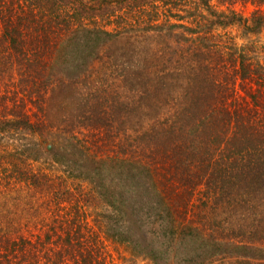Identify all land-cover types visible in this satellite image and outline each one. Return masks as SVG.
Instances as JSON below:
<instances>
[{"label": "trees", "instance_id": "1", "mask_svg": "<svg viewBox=\"0 0 264 264\" xmlns=\"http://www.w3.org/2000/svg\"><path fill=\"white\" fill-rule=\"evenodd\" d=\"M124 1H119L120 8ZM156 1L130 0L127 6L152 13L144 7ZM189 1L157 2L172 11ZM190 2L186 10L194 16L192 20L184 22L185 15H179L182 23L168 20L167 25L156 26L164 36H176L181 44L182 41L187 44L180 51L184 67L178 79L182 80L179 87L183 89L172 96L156 95L150 86L156 82V91L159 84L166 88L167 76L154 80L148 75L150 69L142 66L141 77V73H134L140 67L134 63L126 72L124 69L126 81L131 80L144 89L147 96L141 100L148 109L156 110L157 116L154 114V123L150 125L151 119H145V115L152 114L139 106V117L131 127L137 136L135 141H120L116 154L102 157L90 153L87 144L76 138L77 125L69 116L65 115L69 133L62 140L54 138L48 107L64 91L82 114L85 127L100 130L106 125L110 135L114 129L121 130V122L117 127L114 120L110 122L117 111L112 106L110 111L92 106L99 100L98 93L84 95L80 85L83 74L102 57L104 46H108L107 56L112 52L115 58L114 49L134 44L129 43L130 35L99 24L96 16L103 19L115 12L112 0H0V134H9L12 139L16 135L26 138L24 145L2 140L0 144V264H102L100 255L95 253L100 251V246L97 237L91 235L93 224L87 217L83 218L87 212L85 206L99 204L111 208L116 217L108 226L112 236L132 244V250L157 264L163 252L183 255L181 252L194 250H198L200 264L224 254L234 255L236 261L243 262L242 258L250 259L255 253L257 243H264V225L254 213L255 209H264V125L258 123L262 128L255 130L258 135L245 132L235 137L237 126L251 130L245 123L250 117L247 120L239 109L230 111L225 91L228 87L232 96L238 78L248 80L253 76L262 79L261 90L264 64H256L258 60L255 61L253 54L257 51L256 45H237L229 35L234 42L228 50L233 63L230 67L235 69L232 77L230 69L224 71L227 64L220 63L224 62L225 51L214 47V42L211 44V36L219 37L214 34L219 27L237 24L247 35L261 32L264 10L256 8L245 17L234 9L217 11L211 0ZM257 2L264 4V0ZM180 24L181 31L171 30ZM165 53L161 54L165 57ZM163 56L156 63L159 70L167 69ZM219 71L223 73L221 78ZM181 95L183 103L179 101ZM252 96L257 102V93ZM113 100L115 104L117 98ZM117 103L121 109L127 105ZM169 103L173 109H168ZM164 113H173L172 118L162 119ZM123 130L127 132L129 127L126 125ZM232 132L234 135L230 137ZM66 137L68 143H65ZM49 142L51 150L45 148ZM215 149L220 156L213 152ZM39 154L50 160L54 171L33 168L30 161L38 160ZM253 154L256 156L252 157ZM72 161L81 165H74L73 170ZM58 163L63 166L62 170L58 169L62 173L57 171ZM113 170H118L116 175H109ZM84 182L91 186L95 197L90 195V189L83 187ZM202 184L206 187L205 203H211L209 207L215 211L212 213L221 209L229 214L225 219L241 220L225 222L224 226L215 225L214 221L207 233L203 232L206 224L202 228L186 227L181 241H175L174 234L182 224L178 217L185 214L188 202ZM28 189L58 190L56 208L50 197L42 219L19 217L13 210L22 209L19 207L23 200L21 194H26ZM183 190L185 194H180ZM257 198L261 205H251L247 215L248 206ZM36 207L32 206L31 212ZM65 208L68 209L61 213ZM24 210L27 213V207ZM162 214L165 220L158 223L156 237H162V241L168 239L170 243L156 247L149 242L151 237L146 232L138 231L143 225L149 227L150 220ZM212 219H215L213 215ZM116 231L123 235L118 237ZM189 232L195 239L186 235ZM184 241L185 244L199 243L188 248ZM256 249L259 251V246Z\"/></svg>", "mask_w": 264, "mask_h": 264}, {"label": "rangeland", "instance_id": "2", "mask_svg": "<svg viewBox=\"0 0 264 264\" xmlns=\"http://www.w3.org/2000/svg\"><path fill=\"white\" fill-rule=\"evenodd\" d=\"M120 0H112L113 4L115 5V12H113V15L105 18H101L100 16H96L99 20V24L101 26H105L108 29L113 30H119L124 35H130L132 39L129 43L134 42L133 46L124 47L122 49H114L116 51V57L113 58V53L111 52V56H107L108 51L106 50L108 46H104L102 49V57L96 60L92 66L91 69L87 71V73L83 74L82 83L80 84L83 88V94H91V93H98L99 100L94 101V105L92 106L100 108H105L106 110L110 111L111 106L116 110L117 112H114V118H110L111 120H114V125L117 127L120 122L122 123V126L120 127L121 130H112L113 134H109L108 126H102V129H93L85 127L84 125V118L79 110L76 108V104L70 100L69 94L67 92L63 91V94L59 96V98H56V101L53 102L51 107H48L50 119L49 122L53 125V136L54 138L64 139V137L69 133L66 131L68 130V126L66 124L67 118L66 116H69L68 119L75 123L77 128L75 129L76 138H78L80 141L82 140L84 143L87 144V149L90 153H95L99 156L105 157L109 155H113L117 153V150L119 149L120 141L129 142V141H135L136 139V133L134 132L133 128H131L133 125L137 122V117H139L138 107L141 106L148 109L145 104L142 102L141 98L147 96L146 92L143 88L140 86H137L133 81L127 82L126 79L123 76V70L125 69V72L127 69L129 70L132 66V63L138 65L139 68L137 71L135 70L134 73L137 72L141 73V77L143 74V67L146 66L148 69H150V75L154 80H156V77H163L167 76V82L168 86L165 88L164 86L159 84L158 90L156 91V82L153 83L150 88L152 90V93L154 94H161V95H167L172 96L174 93L178 92L179 90L183 89V86L179 87V84L182 83L181 79H178L181 73V69H183L184 65V59L181 56L180 51L187 47V44L176 37H166L163 34H161L157 27L159 25H167L168 20H172V23H179L182 21H189L192 20L194 16L189 15L188 11L186 9H189L191 6V0L187 2L181 7L177 9H173L172 11L169 10V6H165L162 4V2H159L158 0L155 2L156 4H148L144 7L145 10L151 11L152 13L145 12L144 10H134L129 9L127 6L128 3H130V0H125L123 6L120 8ZM212 6L217 11H229L231 9L236 10L237 12L241 13L245 17H249L252 14V11H254L256 8H261V10H264V4H258L257 0H211ZM160 5V6H159ZM103 6L106 7L104 4ZM120 15V16H118ZM179 15H185L182 19H179ZM182 23V22H181ZM157 26V27H156ZM166 31L169 30V27H165ZM183 28L180 24V26H176L171 28V30L174 31H181ZM161 31V30H160ZM214 34L219 35V37H216L215 35L211 36V44L213 42V46L215 47H221L225 54L223 56V61L220 63H226V68H224V71L230 69V73L232 77L235 75V69H232L230 67L233 65V63L229 60L228 50L230 49V45L232 43H236L237 45H243V44H249L253 43V45L257 46V51L253 52L254 59L258 60L256 64H264V29L259 33H251L249 35L245 34L242 27L240 25L234 24L227 27H219L216 31H214ZM231 36L234 42H231V39L228 36ZM216 37V38H215ZM165 38H167L168 41L165 43ZM133 40V41H132ZM255 46V47H256ZM162 48H164L162 50ZM118 50V51H117ZM166 51V56L164 57L161 53H164ZM109 55V54H108ZM160 56H163L166 61V70H159L160 66H158L156 63L158 62ZM162 57V58H163ZM113 58V59H112ZM218 61V60H217ZM106 71V73H105ZM147 75V76H148ZM220 78L223 76V73L219 71ZM221 81V80H220ZM232 82V80H231ZM152 83V81H150ZM262 83L261 78H257L256 76H253L252 78H249L248 80H242L241 78H238L235 84V91L230 95V90L227 87L225 91H227V101L226 104L228 105V108L231 112H234L235 109H239L240 113L247 117V120L250 117V121L247 123V127L251 130H241L240 126H237V133L234 135V132L230 134V137L233 135L235 137L240 136L241 134L245 132H254L256 133V129L258 128L261 130V125H264V87L260 90V84ZM100 90V91H98ZM66 93V96L64 94ZM252 93H257V102L252 98ZM158 95V96H159ZM183 95V94H182ZM179 97V101L183 103L184 99L183 96ZM230 96V97H229ZM94 98V97H93ZM114 98H117V102H126L127 105L124 109L120 108V105L115 102L114 104ZM68 99V100H66ZM173 97H171V100ZM70 100V101H69ZM69 101V103H68ZM140 102L143 104H140ZM68 103V104H67ZM68 105V106H67ZM67 106V107H66ZM116 106V107H115ZM66 108V109H65ZM173 109L171 106V103H169L168 109ZM152 116L150 114L145 115V119L150 120V125L154 123L153 117L154 114H156V110L154 109H148ZM121 111V112H119ZM169 112V111H168ZM32 113V110H31ZM173 113H167L165 115L161 114L162 119L164 117H168V119L172 118ZM165 115V116H164ZM238 115V114H237ZM36 117L34 116L33 119ZM260 123L261 125H258ZM55 125V126H54ZM84 125V126H83ZM127 125L129 127V130L126 132L123 130V128ZM82 127V128H80ZM80 128V129H79ZM127 129V128H126ZM125 129V130H126ZM258 135V133H256ZM16 139H12V137L9 136V134H0V144H3L1 142L4 141L5 143L11 142H18L19 144L23 145L25 144V139L22 137V135H16L14 136ZM72 139V138H71ZM69 139H65V143H68ZM50 143V142H49ZM69 145V144H68ZM50 146V148H48ZM45 148L48 150L52 149V144H48V146ZM216 149L213 151L216 155L220 156V152H215ZM4 153H8L7 150L4 151ZM35 156V155H34ZM256 155L253 154L252 157H255ZM46 156L39 154L38 160L30 161L31 165H33L35 170L44 169L48 171H54V166L50 162V160L45 158ZM8 157L6 158L7 162ZM254 159H257L254 158ZM73 162V161H72ZM75 166H80V162L72 163L71 166L74 170ZM57 171L62 173V165L58 163L56 165ZM59 167L61 170H58ZM120 170V169H118ZM118 170H113L111 174L109 175H116ZM83 187L86 190L90 189V195L95 197L94 191L90 188L91 186L88 183H83ZM76 186H73V188ZM181 190V189H180ZM205 185H200L196 188L193 198L188 202L187 207L185 209V214L178 217V219H182V224L178 226V230L174 234L175 241H181L182 236H184V232L186 227H192V226H198L200 228L203 227L204 224L207 226L203 228V232L211 231V228L214 225V221H216L215 225H222L226 223H234L236 221H239L241 219H225L227 218V215L229 216L228 212L222 211L221 209H218L217 213L213 209H210L209 205L205 203ZM43 190V189H33L29 190L26 194H21V200L19 207L22 209L16 210V207L13 211L25 220L30 219H37L43 218V216L46 213V205H47V199L52 197L54 200L53 207L56 208L58 204V197L56 195H59L57 193L58 190ZM73 191V190H72ZM179 191V189L176 190V192ZM76 193L75 191H73ZM180 194H185L184 190ZM88 195V196H90ZM61 196V195H60ZM173 196V195H172ZM251 205H261L258 198L248 206V211L246 212L248 215V212L251 210ZM37 206V210L34 212H31V207ZM27 207V213L25 212L24 208ZM87 209V212L83 216V218L87 217L90 221L92 226V236L97 237L98 242L100 246V251L95 252L100 255V258L102 259V264H157L155 260L152 258L143 255V254H137L135 250H132V244H127L126 241L121 240L120 238H115V236H112V231L108 230L109 223L111 221H115L113 210L107 206H103L101 204L96 206H85ZM69 208V207H68ZM68 208H65L62 210L61 213H64ZM236 207L233 209L235 211ZM55 210V209H54ZM258 210V211H257ZM74 209H72V215L74 216ZM228 211V209H227ZM254 213L258 214V220L261 221V223L264 225V209L258 208L255 209ZM88 213V216H87ZM212 213V214H211ZM244 213V212H243ZM207 215V216H205ZM215 217V219H212ZM116 216V215H115ZM162 217V218H158ZM165 214L162 216H156V218H153V220H150V226L143 225L140 231L138 232H146L145 234L149 235L151 238L149 239V242L151 244L155 245L156 247L160 246H167L170 243V240L168 239L162 241V237L157 238L156 237V231H158V223L160 221L165 220L164 219ZM253 215L251 216V219H253ZM20 219V218H17ZM244 219V218H243ZM250 219V220H251ZM144 220L147 222L148 218L145 217ZM249 219H246L248 221ZM246 223V222H245ZM152 228V229H150ZM121 231H116L118 237H121L123 234ZM156 232V233H155ZM231 232V230H230ZM228 230H226V233H230ZM86 235H89L87 230L85 231ZM120 233V234H119ZM143 233V234H144ZM225 234V233H224ZM114 235H116L114 233ZM186 235L192 237V234L189 232ZM143 239L145 238V235L142 236ZM195 239V238H193ZM165 245H164V244ZM199 243V242H198ZM198 243H189L185 244L184 246L188 248H192L195 246H198ZM174 244V243H173ZM257 246H259V251L256 249ZM256 247V248H255ZM254 247L255 253L251 254L252 257L249 258H242L243 262L236 261V258L234 255H222V256H216L213 258H209L205 260L202 264H246L245 261H253V263L260 262L259 264L264 263V243H257ZM173 252V251H172ZM183 255H180L179 253H176L175 251L173 253H167L163 252L159 254V258L162 260H159V264H163L164 261L171 262V264H200L199 262V256H198V250H194L193 252H181ZM186 256V258H184ZM188 259L189 261H186ZM191 262V263H190Z\"/></svg>", "mask_w": 264, "mask_h": 264}, {"label": "water", "instance_id": "3", "mask_svg": "<svg viewBox=\"0 0 264 264\" xmlns=\"http://www.w3.org/2000/svg\"><path fill=\"white\" fill-rule=\"evenodd\" d=\"M48 148H50V146Z\"/></svg>", "mask_w": 264, "mask_h": 264}]
</instances>
